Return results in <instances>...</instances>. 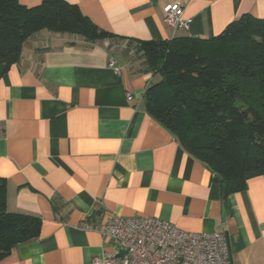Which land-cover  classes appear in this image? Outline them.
<instances>
[{"label":"crops","instance_id":"crops-1","mask_svg":"<svg viewBox=\"0 0 264 264\" xmlns=\"http://www.w3.org/2000/svg\"><path fill=\"white\" fill-rule=\"evenodd\" d=\"M64 1L112 37L38 32L0 78L6 209L41 219L39 237L0 264H93L113 249L94 229L107 214L221 232L231 264H264V178L223 194L209 167L147 113L144 94L155 78L142 72L131 43L210 39L243 15L264 19V0ZM172 4L190 20L187 31L164 23Z\"/></svg>","mask_w":264,"mask_h":264},{"label":"trees","instance_id":"trees-1","mask_svg":"<svg viewBox=\"0 0 264 264\" xmlns=\"http://www.w3.org/2000/svg\"><path fill=\"white\" fill-rule=\"evenodd\" d=\"M111 38L64 0L27 8L0 0V78L16 64L32 35ZM142 72L155 78L144 94L147 113L214 173L225 196L264 178V19L246 14L210 39L131 40ZM0 179V261L37 239L41 219L9 213Z\"/></svg>","mask_w":264,"mask_h":264},{"label":"built area","instance_id":"built-area-1","mask_svg":"<svg viewBox=\"0 0 264 264\" xmlns=\"http://www.w3.org/2000/svg\"><path fill=\"white\" fill-rule=\"evenodd\" d=\"M164 11V23L170 30H188L190 20L183 18L179 4ZM127 100H131L129 94ZM94 229L112 240L113 249L95 258L93 264H231L227 238L221 232L188 233L154 217L111 214Z\"/></svg>","mask_w":264,"mask_h":264}]
</instances>
